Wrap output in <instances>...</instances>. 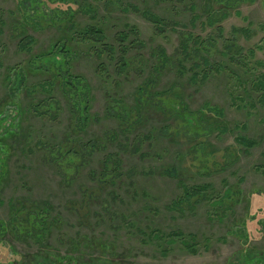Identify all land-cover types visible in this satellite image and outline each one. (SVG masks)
Instances as JSON below:
<instances>
[{
	"label": "rangeland",
	"instance_id": "rangeland-1",
	"mask_svg": "<svg viewBox=\"0 0 264 264\" xmlns=\"http://www.w3.org/2000/svg\"><path fill=\"white\" fill-rule=\"evenodd\" d=\"M71 14L77 28L101 27L106 38L75 34L64 25ZM54 44L70 49L72 71L89 88L82 114L58 82L49 91L50 65L28 70ZM0 60V137L8 125L16 131L0 147V222L10 221L13 206L46 207L56 222L44 246L76 258L67 264L264 257V217L258 227L252 218L256 196L264 197V105L248 84L250 73H264V0H0ZM19 67L25 84L16 81ZM206 103L214 108L202 110ZM175 109L201 130L193 132ZM240 137L256 143L247 147ZM181 183L213 189L200 204L180 205ZM226 191L231 197L213 209ZM153 230L163 238L149 235ZM177 230L198 236L197 252L169 238ZM6 237L25 255L41 246ZM11 259L24 264L0 246V261Z\"/></svg>",
	"mask_w": 264,
	"mask_h": 264
},
{
	"label": "trees",
	"instance_id": "trees-1",
	"mask_svg": "<svg viewBox=\"0 0 264 264\" xmlns=\"http://www.w3.org/2000/svg\"><path fill=\"white\" fill-rule=\"evenodd\" d=\"M254 1V0H251ZM238 15H240L239 12H237ZM151 19L154 22L160 23L161 21L158 19V17L154 16V15H150ZM68 24L70 27V30L73 32H79V35H81L83 37V39L86 40H90L93 36H97L99 37V41H101L102 39L106 38V34L105 31L100 27H96L94 26L93 28L88 25L86 27H81L78 26L79 28H77V22H76V18L74 15H70L68 19H65L64 21V25ZM133 31H136V27L132 26L131 27ZM75 32V34H76ZM245 33L249 32V29H244ZM30 42L33 41L31 38L29 40ZM28 41V42H29ZM28 43H26L25 45L27 46ZM57 48V51H56ZM67 51V52H65ZM55 52H60L62 55V59L58 60L56 59L55 56ZM70 53V49L66 48V46L64 44H54L53 46H51L48 50L46 51H42L41 54H39L38 56H36L33 61L31 62V64L28 63V70L30 71L31 68H35L33 66H38V68L40 70H44V68H46L43 64L46 63V66L50 65V77H51V82H48V87H49V91H51L54 87L53 82H58L60 85V91L67 97V98H71V102L72 105L74 107V113H80L82 114L83 110H82V104L86 102V99L88 98V91L89 88L86 85V82L83 80L82 76H80L79 74H75L73 73V67H71V62L68 60V57ZM51 54V55H50ZM50 58V59H48ZM249 57L245 56V60L243 61V59L241 60V62H243L242 66L244 71H248L250 72V70L254 67L251 65L250 61L247 60ZM231 60H234L233 57L230 58ZM49 60V61H48ZM48 61V62H47ZM234 62V61H232ZM49 63V64H48ZM254 63V62H253ZM42 64V65H39ZM126 65H128V63H125ZM203 64H205L206 66H208L210 64V60L207 58H203ZM0 65H1V60H0ZM194 67H199V63H193ZM222 67L224 68V66H219L218 68H216L217 70H222ZM252 67V68H251ZM20 68V67H19ZM215 69V70H216ZM216 70V71H217ZM209 69L205 70L204 73L208 74ZM28 73V72H27ZM251 74V73H250ZM248 75L250 76L249 78V82L248 84L251 83L253 89H256L259 92V101L264 105V73H261L259 76L256 75ZM206 77V75H205ZM203 77V78H205ZM26 75H25V68H20V69H16V81L17 83H22L25 84L26 82ZM236 81L238 82L239 85H242V79L241 77L237 76ZM6 82H12V76H6ZM41 87H44L43 85H39ZM146 88L142 89V91L145 92ZM167 98V99H166ZM166 98H162V100L164 101V103H169V101H172L171 99L169 100L168 97ZM145 99V98H144ZM209 103H206V105L202 108V110L207 111L208 109H213L214 107H208ZM207 106V108H206ZM251 106H254L253 103L251 104ZM219 110V114L224 115V111L221 108H218ZM216 109V111H218ZM129 111V112H128ZM125 109V114L127 116L132 114V111ZM140 106L137 110V114L140 113ZM176 112L180 113L181 115L179 116V119H185V121L192 127L193 132H198L199 130H201V127L198 123H194V119L189 113H185L182 112L181 109H179L177 111V109H175ZM222 111V112H221ZM1 114H3V109H0ZM143 113L145 112L144 107H143ZM130 113V114H129ZM177 116V115H176ZM223 117V116H221ZM177 118V117H176ZM194 123V124H193ZM6 133L4 134V138L1 136L0 138H3L2 141L0 139V147L1 148H7V142L6 139L10 138L11 136L15 135L16 131H14V129L12 128L11 125L6 126ZM238 140L243 143L246 144L247 147H251L255 145V140H252L250 138H246V137H240L238 138ZM63 150V149H62ZM5 151V150H3ZM7 151V150H6ZM64 152V150H63ZM66 153V152H64ZM71 158H69V161L73 162V160H70ZM6 162V160H5ZM174 174H176V172H172ZM182 189H183V197H181L179 199L180 201V205L181 204H200L202 201H205V197H209L208 194L209 192H211L210 190L213 189L211 184H203L200 186H189L186 185L184 183H181ZM231 197V191H226L225 194L220 195L219 199L215 200V202L213 203V209L218 208V206H223V204L225 203V201ZM256 200L259 202L256 205L255 208V213H252L253 216V220H254V225L255 227H258L261 223V219L262 217H264V197H261L259 195L256 196ZM178 201V202H179ZM178 206V203L176 204ZM192 205V206H193ZM263 209V211H259V208ZM220 210V209H219ZM261 212L258 216H256V214H258L259 212ZM217 214L218 213V209L215 210V212L212 210L210 212L211 214ZM48 214L49 211L46 207H39V206H31L28 208H25L23 210L16 208L15 206L12 207V213H11V217H10V221L6 222V221H1L0 222V246H5L9 248L10 253H12L13 255L16 256H20L21 260L24 264H67L69 262H71L72 260H75L76 258H74L71 255H62L61 252L59 251H52V249L50 250L49 248H46L44 246V240L45 237L49 234V230H50V225L52 222H56L55 220H51L48 219ZM223 216V215H222ZM50 217V216H49ZM155 236L157 238H163L164 233L161 230H153L151 231V233L149 235ZM9 235H13L22 239H34L37 243H40L41 246L38 248V250H36L33 253H30L28 255H25L24 253L20 252L16 247L12 246L11 243L8 241L6 236ZM169 238L175 237L177 242L181 243L188 251H191L192 253L197 252L196 249L198 248V243L200 241V239L198 238V236L196 234H185L184 232L177 230V231H172L170 233H168ZM173 241V240H172ZM211 242V238L210 237H205L204 243L207 244V248H208V244ZM205 244V245H206ZM24 259H26V261H24ZM103 259H107L104 257H99V258H90L88 260V262H83L82 264H111V262L105 261ZM248 261H244V263L242 264H264V257L260 256V257H254L253 254L249 253L248 254ZM68 260V261H67ZM108 260V259H107ZM19 260H13L12 259L10 261L7 262H1L0 264H17Z\"/></svg>",
	"mask_w": 264,
	"mask_h": 264
}]
</instances>
